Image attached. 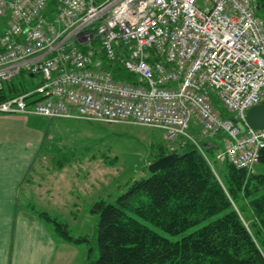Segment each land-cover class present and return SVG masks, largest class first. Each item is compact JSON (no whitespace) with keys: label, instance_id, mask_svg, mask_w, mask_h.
Listing matches in <instances>:
<instances>
[{"label":"built area","instance_id":"built-area-1","mask_svg":"<svg viewBox=\"0 0 264 264\" xmlns=\"http://www.w3.org/2000/svg\"><path fill=\"white\" fill-rule=\"evenodd\" d=\"M257 11L258 0H0V86L39 78L0 113L159 128L169 152L193 143L213 164L195 123L201 137L225 134L215 160L252 170L264 147V128L246 123L264 103Z\"/></svg>","mask_w":264,"mask_h":264},{"label":"trees","instance_id":"trees-1","mask_svg":"<svg viewBox=\"0 0 264 264\" xmlns=\"http://www.w3.org/2000/svg\"><path fill=\"white\" fill-rule=\"evenodd\" d=\"M257 15L264 19V0H258ZM108 66L117 79L133 80L128 74L121 77L118 66ZM18 76L0 86V102L38 85L28 73L20 80ZM216 106L223 118L232 117L225 107ZM216 137L202 139L211 157L223 144ZM181 150L170 166L131 181L115 202L95 203L97 258L90 264H264V147L259 172L257 165L249 170L227 161L210 164L193 143ZM34 211L46 222L55 221L46 211ZM246 212L251 213L252 227ZM214 216L175 241L141 221L179 235ZM55 222L67 241L87 240L74 238L66 224Z\"/></svg>","mask_w":264,"mask_h":264},{"label":"rangeland","instance_id":"rangeland-1","mask_svg":"<svg viewBox=\"0 0 264 264\" xmlns=\"http://www.w3.org/2000/svg\"><path fill=\"white\" fill-rule=\"evenodd\" d=\"M5 18L1 23H5ZM18 76V75H17ZM25 72L18 76L22 79ZM35 82L38 77H35ZM33 122L44 127L48 148L39 154L42 169L35 167L32 197L25 200L35 210L46 211L51 219L66 224L68 232L76 239L62 246L65 235L55 221L48 226L58 240L52 264H90L97 258L98 214L93 212L96 202H115L126 191L131 181L148 177L149 165L166 153L167 144L163 130L134 123H108L71 118L32 117ZM198 138V136H197ZM200 139H208L200 137ZM223 141L222 134L215 139ZM179 152H182L180 150ZM40 153V152H39ZM171 154L168 152L165 154ZM164 155V156H165ZM64 163L61 170L59 164ZM220 165V164H219ZM60 167V168H59ZM256 170L262 171L261 166ZM29 207H26L29 212ZM249 227L253 219L246 212ZM211 217L179 235H169L152 224L157 232L175 241L212 221Z\"/></svg>","mask_w":264,"mask_h":264},{"label":"crops","instance_id":"crops-1","mask_svg":"<svg viewBox=\"0 0 264 264\" xmlns=\"http://www.w3.org/2000/svg\"><path fill=\"white\" fill-rule=\"evenodd\" d=\"M32 117L39 116L0 113V264H52L61 250L48 222L27 203L33 173L43 166L39 154L48 148L44 127ZM191 130L201 137L195 123ZM59 165L62 170L65 164ZM70 243L64 239L61 245Z\"/></svg>","mask_w":264,"mask_h":264},{"label":"water","instance_id":"water-1","mask_svg":"<svg viewBox=\"0 0 264 264\" xmlns=\"http://www.w3.org/2000/svg\"><path fill=\"white\" fill-rule=\"evenodd\" d=\"M246 123L247 126L254 129L264 128V103L252 106L247 110ZM241 129L244 130L245 126L241 125ZM177 157V153L167 154L165 156L160 157L149 165L150 172L155 173L160 169L170 166Z\"/></svg>","mask_w":264,"mask_h":264}]
</instances>
